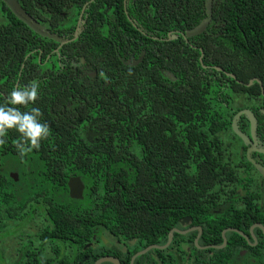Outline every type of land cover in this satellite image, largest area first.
Listing matches in <instances>:
<instances>
[{
  "label": "trees",
  "instance_id": "obj_1",
  "mask_svg": "<svg viewBox=\"0 0 264 264\" xmlns=\"http://www.w3.org/2000/svg\"><path fill=\"white\" fill-rule=\"evenodd\" d=\"M10 1L36 27L71 42L51 54L42 68L48 72L37 79L43 100L27 108L15 106L22 112L38 107L41 123L49 125L51 134L21 159L14 144L21 134L7 131L0 153L16 164L32 158L37 174L2 182L10 186L3 201L18 206L36 191L53 204L57 193L50 216L56 218L59 231L67 232L69 212L76 239L89 238L103 226L126 247L121 264H129L140 249L164 243L182 216H201L197 211L202 206L195 203L231 199L230 181L242 180L233 169L249 164L230 159L222 137L230 133L238 140L231 123L241 110L255 115L260 130L264 124V97L256 81L264 91V0H128L126 6L124 0H92L75 40L79 14L91 0ZM0 6V81L12 77L11 92L34 43L42 41L43 63L59 43L31 31L2 0ZM204 21L208 24L202 34L182 38ZM81 58L92 63L99 83L84 82ZM24 65L19 79L27 85L32 66L38 69L37 53ZM53 93L58 96L57 118L49 112ZM95 119L101 124L92 128ZM246 122L244 116L238 120L241 132ZM261 133L258 137L264 142ZM76 177L86 187L81 201L67 196V182ZM26 184L32 187L29 193L21 187ZM102 195V224H93L86 212L95 203L99 215ZM164 203H169V211ZM226 218L219 215L207 222L212 235L204 239L212 236L210 242L220 245L221 231L233 226ZM180 238L174 235V242ZM244 249L248 253L240 255ZM252 251L239 236L229 234L224 249L210 250L196 262L262 263ZM160 253L156 254L161 264H177L175 257L168 261Z\"/></svg>",
  "mask_w": 264,
  "mask_h": 264
},
{
  "label": "flooded vegetation",
  "instance_id": "obj_2",
  "mask_svg": "<svg viewBox=\"0 0 264 264\" xmlns=\"http://www.w3.org/2000/svg\"><path fill=\"white\" fill-rule=\"evenodd\" d=\"M127 1L128 0H124L125 6ZM91 2L92 0L85 3L81 9L74 29L73 40L75 33L77 31L79 33L81 30L80 24L84 11ZM0 15H2L1 6ZM95 26L97 28H102L101 26ZM65 42L66 43L63 45L58 44V47L53 49L51 53L45 57L43 63L41 61L43 54L41 49L42 41L37 40L34 43V49L28 53L23 59V63L20 65L19 72L16 75L13 84L14 88L21 85L25 86L24 80H20L19 78L21 76V71L25 68L24 63L30 55L37 53L38 69L32 66L31 73L30 75H27V78L30 81L33 79L41 80L43 75L47 76L48 74L47 71L43 73L42 68L51 54L57 52L58 49L71 41ZM22 45L25 46V43L22 42ZM22 52H24V50H22ZM80 64L82 67V78L84 79V82L86 84L95 82L99 83L97 72L93 69L94 66L92 63L81 58ZM8 68L9 66H4V69L7 70ZM167 75L168 74H166V76ZM11 81L12 77L7 81H0L1 104L2 99L6 101L10 93L8 83H11ZM87 91L93 92L92 89H88ZM98 91L99 94L102 93L100 90ZM42 100V93L39 91L36 101L40 103ZM51 100L52 102L49 112L54 118H57V94L53 93ZM99 124H101V121L95 119L91 123V126L92 128H96ZM246 125L245 132L242 133L248 138V142L243 143L239 138L238 140L231 138V143L229 144L232 153L231 157L233 156L238 160L245 159L249 164L247 165L243 163V168L233 169L235 175L242 176V180L241 184L239 182L237 183V180L230 181L227 197H230L231 199L225 202L215 201L195 203L196 205L202 206L201 209L197 211L201 216H182L177 221L175 227L168 232L164 243L150 245L146 248L151 246L164 247L170 233L173 230L179 231V233H173L171 243L165 249H150L146 254L137 258L134 264H161L157 258V252H162L160 255H163L168 261L175 257L174 259L177 261V264H198L196 261H198L197 257L200 255L206 256L210 254V250L224 249L227 246L229 234H236L239 236L246 243V246L253 250L252 253L260 257V261L262 262L260 264H264V175L261 174L249 161L252 160L256 165L264 169V154L260 153V151H264V142L258 137L260 134H263L261 132H264V124H261L263 125V130H260V124L256 120L254 139L251 137L250 123L248 121L246 122ZM93 136L94 135L91 134L89 140ZM28 160L27 158L24 159V161L19 160L16 164L14 159L6 154L0 153V264H90L91 261L95 264L96 261L105 257L114 258L119 264L124 262L125 255L128 253L126 247L122 243L114 241L112 237L108 236L105 227L103 226L99 229L95 228L89 238L87 237L88 235H86L85 238L78 236L79 239H76L73 232L74 222L71 218L72 212H69V214L66 213L67 232L59 231L56 218L50 216L53 212V207L59 199L57 193L52 195V199L55 200L53 203L54 205L43 199L42 196H44L45 193H36V191L32 194L30 193L28 201L22 200L18 206H12V203H9L10 201L5 202L2 200V198L9 197L6 192L10 188V186L2 184V182H7V179L18 182L20 176L24 175L29 178V176L37 174V170L32 169V158H30L29 163L27 162ZM11 165L14 167L12 170L10 169ZM76 178H79L82 182L80 177ZM83 186L84 190L82 199L79 201L84 198L86 187L84 184ZM21 187L28 191L26 193H29V190L32 188L29 184ZM67 196L69 197V191ZM104 196L102 195L99 215L94 209L96 206L95 203L93 204L94 207L92 206V209L90 206L87 209L86 214L89 215V218L91 219L90 221L93 224L96 222H102V217L105 213L103 211ZM21 197L25 199L26 195L22 194ZM168 205L169 203H164L165 211H169ZM71 206H73L72 203ZM219 215H225L228 224L233 226L226 227L221 231L220 235L222 243L216 245L210 242L212 236L209 237L210 241H207L206 238L204 239V236L205 234L212 235L209 228H207L206 223L216 221ZM223 234L226 239L224 247H222ZM174 235H178L181 238L174 242ZM80 238L85 240L82 245ZM146 248L140 249L136 253ZM246 253H248L247 249L240 251V255Z\"/></svg>",
  "mask_w": 264,
  "mask_h": 264
},
{
  "label": "clouds",
  "instance_id": "obj_3",
  "mask_svg": "<svg viewBox=\"0 0 264 264\" xmlns=\"http://www.w3.org/2000/svg\"><path fill=\"white\" fill-rule=\"evenodd\" d=\"M40 84L37 80L30 81L27 85L14 88L8 95L4 104H0V146L6 143V134L10 129H15L21 135L14 141L21 159L31 153L33 149L41 147V141L47 139L51 130L49 125L41 123L42 112L38 107L29 111H21L19 107L27 108L34 104L39 95ZM12 105V106H8Z\"/></svg>",
  "mask_w": 264,
  "mask_h": 264
},
{
  "label": "water",
  "instance_id": "obj_4",
  "mask_svg": "<svg viewBox=\"0 0 264 264\" xmlns=\"http://www.w3.org/2000/svg\"><path fill=\"white\" fill-rule=\"evenodd\" d=\"M2 2L7 6V8L10 10V12L20 21L22 22L24 25H26L31 31H33L35 34L43 37V38H46V39H49V40H52V41H55V42H58L60 45H63L65 44L66 42L60 40L57 36H54V35H51V34H48L44 31H42L41 29H39L38 27H36L29 19L27 16H25L23 13H21V11L19 9H17L13 3L10 1V0H2ZM208 24V21H204L200 26L196 27L195 29L185 33V34H182V38L183 39H189V38H192V37H195V36H198L200 34H202L205 29H206V26ZM78 36V31L75 33V37H74V40L77 38ZM176 37L174 36L173 39H175ZM167 40H170V36L168 35V39ZM200 63L202 64V53H201V57H200ZM204 68V67H203ZM214 70H216L217 72H223L220 68H213ZM228 77H230L231 79L233 80H236L234 75H231V74H228V73H225ZM167 77L173 81L174 78L171 76V75H167ZM257 83L260 85L261 87V90H262V96H264V92H263V89H262V86H261V83L259 82V80H256ZM239 84H242L240 82H238ZM252 83V81L249 82L248 85L246 86H249L250 84ZM245 117L247 119V121L250 123V130H251V137L254 139V132H255V124H256V119L254 117V115L249 111V110H241L239 111L238 113L235 114V116L233 117L232 119V123H231V130L233 132V134L239 138L243 143H247L248 142V138L242 133L239 131L238 129V120L241 118V117ZM260 153H263L264 154V151H260ZM253 166L261 173L264 175V169L261 168L260 166L256 165L252 160H249ZM16 180V179H15ZM67 188H68V191H69V197L70 199H73V200H80L82 199V194H83V190H84V186L82 184V182L80 181L79 178H71L68 180V183H67ZM173 233H179V231L177 230H173L169 237H168V240H167V243L164 247H157V246H151V247H148L138 253H136L131 259H130V264H134L135 260L141 256H143L144 254H146L150 249H165L172 241V238H173ZM226 244V239L224 237V234H223V245L222 247H224ZM103 263H110V264H119V262L114 259V258H110V257H105V258H102V259H99L98 261H96L95 264H103Z\"/></svg>",
  "mask_w": 264,
  "mask_h": 264
},
{
  "label": "rangeland",
  "instance_id": "obj_5",
  "mask_svg": "<svg viewBox=\"0 0 264 264\" xmlns=\"http://www.w3.org/2000/svg\"><path fill=\"white\" fill-rule=\"evenodd\" d=\"M231 138H232V136H231L230 133H228V136L227 137H225V136L222 137L223 141L226 144V147H227V150H228V154H229L230 159H232L233 161H237L238 159L234 158L233 156L231 157V154L232 153H231L230 147H229V144L231 143ZM13 168H14L13 165H11L10 166V169L12 170Z\"/></svg>",
  "mask_w": 264,
  "mask_h": 264
}]
</instances>
